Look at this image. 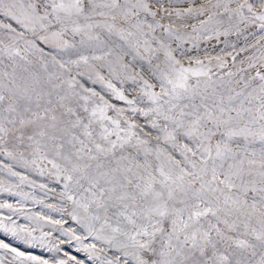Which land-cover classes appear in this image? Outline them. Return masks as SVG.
Segmentation results:
<instances>
[{
  "label": "snow or ice",
  "instance_id": "1",
  "mask_svg": "<svg viewBox=\"0 0 264 264\" xmlns=\"http://www.w3.org/2000/svg\"><path fill=\"white\" fill-rule=\"evenodd\" d=\"M158 5L0 0V155L62 183L84 234L63 230L68 240L49 251L75 241L93 264H264V0H206L175 13ZM173 14L197 20L184 25L193 33L227 35L214 27L223 17L254 29L255 43L239 50H255L246 57L254 74L225 84L203 60L184 66L173 44L190 34L173 27ZM141 61L152 80L135 71ZM113 78L137 84L141 97L129 99ZM0 250L10 264H50L2 241ZM64 256L52 264H82Z\"/></svg>",
  "mask_w": 264,
  "mask_h": 264
},
{
  "label": "rangeland",
  "instance_id": "2",
  "mask_svg": "<svg viewBox=\"0 0 264 264\" xmlns=\"http://www.w3.org/2000/svg\"><path fill=\"white\" fill-rule=\"evenodd\" d=\"M205 2L206 0H159V5L175 13L177 10L182 11L188 7H199ZM211 3H216V0H211ZM161 14H163L162 10ZM0 19L3 18L0 17ZM216 19L221 18L217 17ZM171 20L175 21L174 28L190 34L184 37L183 42H178L179 47L173 44V48L175 49L174 55L181 59L184 66H190L191 62V66L197 67L195 60H203L205 69H210L209 74L212 76V79L219 82L222 78L225 84L230 80L234 82L254 74L255 70L248 67L246 57L255 50L250 49L249 52L239 51L246 45L255 43L253 36L250 34L255 31L254 29H245L241 25L240 29L237 30L234 24H229L227 17H223V25H214V27L219 28L221 33L227 30V35H217L215 31L193 33L191 27H184V25L187 23L198 26L197 20L191 18L178 20L175 14H173ZM162 22L167 24L169 21L166 19ZM238 31L239 35L237 34ZM246 36L247 40L245 39ZM207 37L211 38L208 39ZM4 39L6 37L0 33V40ZM232 56H236L235 61L232 60ZM222 63L223 67L221 66ZM135 71L140 72L145 79L152 80L146 63L142 61L138 62ZM229 72L233 74L231 77L228 75ZM104 74L107 75L106 70ZM201 79L204 80L205 78L202 77ZM82 83L86 87L100 92L113 105L120 108H128L124 102L113 98L110 91L101 83H93L87 77L82 78ZM112 83L119 90L124 91L129 99L141 97L138 85L131 80L122 82L119 79L113 78ZM155 90L159 91V88ZM147 103L148 101L144 99V105L138 106H146ZM137 119L142 124L144 123L142 117H137ZM44 167L50 169L51 165L45 164ZM12 172H16L19 175L13 176ZM20 176H24L26 179L21 180ZM42 185L44 187H41ZM62 191V183H58L55 176L50 174L49 171H44L43 174H40L32 165H24L19 160H13L0 155V205L12 204L16 209V212H12L7 208L0 207V223L9 225V229L13 226L16 229L14 234L11 230L0 227V241L18 249L25 253V255H35L42 259H48L50 264H52L54 259H67L64 256V252L76 256L82 264H93V261L89 259V254L75 241L71 244L67 242L61 244L62 251L59 253L49 251V246L53 243L68 240V237L63 234V230L75 229L77 234H84L81 225L76 223L69 215L72 205L66 199L61 198L60 193ZM64 209H67V211ZM9 216H11V220L7 219ZM38 216L50 217L53 220H63L64 223L62 226L53 225L43 220H38ZM13 221L15 222L14 225ZM45 233L47 236L44 242H41L40 237ZM93 242L97 243L98 247L102 246L99 242L92 241L91 239L84 241L85 244ZM77 248H80V251H77ZM0 260H3L4 264H10L12 254L0 250Z\"/></svg>",
  "mask_w": 264,
  "mask_h": 264
}]
</instances>
